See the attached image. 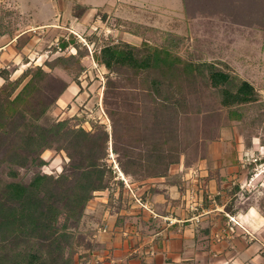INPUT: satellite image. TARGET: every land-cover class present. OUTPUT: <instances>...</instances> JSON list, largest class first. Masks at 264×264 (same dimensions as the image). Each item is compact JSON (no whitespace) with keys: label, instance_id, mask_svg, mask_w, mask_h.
<instances>
[{"label":"rangeland","instance_id":"1","mask_svg":"<svg viewBox=\"0 0 264 264\" xmlns=\"http://www.w3.org/2000/svg\"><path fill=\"white\" fill-rule=\"evenodd\" d=\"M250 1L183 0V9L178 15L157 18L155 13L143 12L151 20L148 25L120 21L113 11L99 12L100 21L94 22L92 19L84 28H71L70 32L61 35L62 32L54 30L56 24H42L43 21L52 20L54 13L33 7V2L39 4L37 0H0V35L8 33L12 37L22 31L31 33L21 38L22 44L27 45L23 51L15 54V50L13 53L7 49H4L5 52L0 50V70L4 71L0 76V89L5 80H15L27 67L41 65L47 75L65 82L66 88L73 85L74 90L67 101H62L61 95L58 96L38 121L48 124L68 119L71 127L79 126L91 132L102 127L110 133L111 121L103 96L106 76L112 74L96 59L101 46L109 42H128L136 46L144 43L160 47L168 42L167 48L183 61L213 62L250 82L257 92L256 97L244 104L223 106L219 89L208 85L204 76L196 73L197 81L192 91L186 94L187 103L179 114L182 153L178 162L206 158L209 145L215 141L230 143L233 150L228 158L237 166L238 175L236 182L229 187L231 192L237 194L226 207L230 212H235L242 207L252 206L264 215V0H253V5ZM18 4L30 6L19 7ZM73 12L76 15L79 9L73 8ZM31 36L35 37L31 39ZM63 41L66 43L64 46ZM60 55H75L76 61H71L68 67L50 65ZM49 76L43 78V90L49 91V86H52L48 82ZM129 82L128 79H118L114 100L125 108L128 106L129 113H135L137 107L143 104L141 92L133 88L140 86V79L132 82V86ZM188 85L186 82L185 91L189 89ZM133 122L131 119L129 124ZM41 157L44 163L39 168L40 172L54 176L62 171L67 160L64 151L54 149L45 150ZM105 162L112 171L108 187L95 191L90 200L98 192L104 191L108 202L104 208L105 203L98 200L97 209L119 208L129 212L132 202L140 205L146 200L148 192L143 193L142 189L154 177L137 178L139 176L124 174L118 165L117 154L111 148V141ZM30 175V171L22 168L19 179L28 181ZM2 179H5L4 175ZM204 201L210 203L208 197ZM228 219L239 225L234 216ZM131 221L135 223V220ZM251 223L257 225L256 220ZM81 224L82 221L79 231L86 237ZM245 233L248 242L254 244L257 235L248 231ZM83 250V246L77 247L78 253ZM257 253L264 257V245Z\"/></svg>","mask_w":264,"mask_h":264},{"label":"trees","instance_id":"2","mask_svg":"<svg viewBox=\"0 0 264 264\" xmlns=\"http://www.w3.org/2000/svg\"><path fill=\"white\" fill-rule=\"evenodd\" d=\"M167 43L152 47L109 42L100 47L96 59L112 74L106 76L103 96L110 133L102 127L93 132L71 127L68 119L38 121L67 86L47 75L41 65L27 67L13 81L5 80L0 89V264H85L86 252L78 253L77 247L92 245L79 224L93 193L108 187L109 141L124 174L166 176L182 153L179 114L196 73L219 89L223 106L255 99L257 92L247 80L213 62L183 61ZM71 61H76L75 55H60L50 65L68 67ZM3 73L0 70V76ZM44 76L52 84L49 91L42 89ZM118 79H128L131 86L140 79V86L133 88L141 92L143 104L135 113L114 100ZM48 149L66 153L57 176L39 170L44 163L41 154ZM22 168L31 172L28 181L19 179Z\"/></svg>","mask_w":264,"mask_h":264},{"label":"crops","instance_id":"3","mask_svg":"<svg viewBox=\"0 0 264 264\" xmlns=\"http://www.w3.org/2000/svg\"><path fill=\"white\" fill-rule=\"evenodd\" d=\"M37 2L32 6L54 13L52 20L42 24H56L54 30L62 32L61 35L71 28H84L92 19L100 21L99 12L113 11L120 21L148 25L151 20L143 12L164 18L178 15L183 9V0ZM26 5L29 4H18L19 7ZM73 8L79 9V13L75 15ZM26 34L31 33L22 31L12 37L1 33L0 50L11 53L15 50V54L23 51L27 45L22 44L21 38ZM232 150L230 143L215 141L209 145L206 158L172 164L166 176L154 177L150 184L142 185L148 197L140 205L132 202L129 212L119 208V211L97 209L98 200L105 203L104 208L108 202L107 193L98 192L88 203L81 220L86 240L92 245L83 250L85 264H264V257L257 253L264 245V215L252 206L235 212L226 207L237 194L229 187L238 175L237 166L228 158ZM206 196L209 204L204 201ZM230 216L239 225L230 222ZM253 220L257 225H252ZM245 231L257 235L254 244L248 242Z\"/></svg>","mask_w":264,"mask_h":264},{"label":"bare ground","instance_id":"4","mask_svg":"<svg viewBox=\"0 0 264 264\" xmlns=\"http://www.w3.org/2000/svg\"><path fill=\"white\" fill-rule=\"evenodd\" d=\"M74 90V86L73 85H70L68 86L64 91H63V95H62V101H64V99H66V97H70V95L72 94Z\"/></svg>","mask_w":264,"mask_h":264},{"label":"built area","instance_id":"5","mask_svg":"<svg viewBox=\"0 0 264 264\" xmlns=\"http://www.w3.org/2000/svg\"><path fill=\"white\" fill-rule=\"evenodd\" d=\"M196 219H197V217H195ZM230 218V217H229ZM230 220H232V219H230ZM169 221V223H171L172 221L171 220H168Z\"/></svg>","mask_w":264,"mask_h":264}]
</instances>
